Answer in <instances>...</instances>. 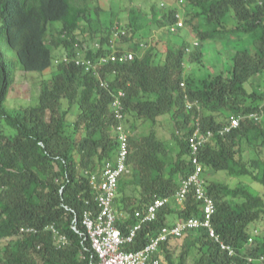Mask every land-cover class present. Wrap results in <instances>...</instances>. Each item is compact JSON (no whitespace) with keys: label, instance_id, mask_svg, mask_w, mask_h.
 <instances>
[{"label":"trees","instance_id":"16d2710c","mask_svg":"<svg viewBox=\"0 0 264 264\" xmlns=\"http://www.w3.org/2000/svg\"><path fill=\"white\" fill-rule=\"evenodd\" d=\"M97 1L0 0V264H89L82 225L83 211L94 207L89 177L107 162L115 163L120 123L128 138L129 172L118 179L116 225L126 234L141 223L122 249L139 250L161 228L201 216L193 192L182 206L173 202L180 180L192 171L186 138L196 117L202 130H212L199 154L206 191L216 207L211 223L220 242L235 253L229 255L198 227L169 236L155 256L160 264H264V225L258 232L254 228L264 224V198L242 180L264 186V0H183L185 28L195 30L199 39L192 52L176 32L166 47L163 42L159 48L158 37L141 46L134 39L146 36L137 34L136 20L146 14L132 7L128 29L121 34L114 13L107 11L102 20L106 10ZM176 10L152 4L142 29L153 23L171 33ZM209 41L225 46L228 73L187 78L184 61L198 62ZM3 47L15 52L19 70L50 74L40 82L37 102L22 110L5 106L15 69H9ZM56 50L62 52L58 58ZM112 50L132 51L133 58L125 63L108 59L85 69L81 59ZM117 91L123 92L119 122L111 107ZM249 112L262 116L245 117ZM231 115L242 116L239 125L220 135ZM165 119L173 124L169 138L157 131ZM220 172L238 181L208 180ZM156 197L167 203L145 219ZM49 225L65 235L64 245H57Z\"/></svg>","mask_w":264,"mask_h":264},{"label":"built area","instance_id":"2783aa9c","mask_svg":"<svg viewBox=\"0 0 264 264\" xmlns=\"http://www.w3.org/2000/svg\"><path fill=\"white\" fill-rule=\"evenodd\" d=\"M177 25L181 26V21H178ZM94 46L98 47L99 44L95 43ZM83 49L86 50L87 47L84 46ZM107 54L100 55L95 59L84 58L81 61L85 69L90 70L94 69L97 64L106 63L108 59L116 63H124L132 59V53L130 52H110ZM61 58L65 59L64 54ZM103 85L106 84L103 83ZM121 96H123V92L117 91L111 102L112 110H114L118 122L122 118V114L120 113L123 107L120 99ZM187 107L191 108L192 104H188ZM261 116L259 112H249L245 115V117L254 120H258ZM241 118L242 116L240 115L229 116L227 123L219 130V134L224 135L230 129L237 127ZM116 130L119 146L115 163L107 162L100 173L91 174L89 177V183L94 189V207L85 209L82 214V225L84 226L85 235L91 251L89 264H160V259L155 256V253L161 242L167 240L169 236L180 237L186 230L198 227H204L209 237L220 243L221 249L226 250L229 255L234 254V248L220 242L211 223L216 207L213 198L206 191L199 152L203 144L212 135V130H202L198 117L194 120L192 133L186 138L190 150L192 171L180 180L178 188L173 194V202L182 206L187 195L193 192L196 201L201 204V216L177 220L175 224L161 228L139 250L125 251L122 249L123 245L133 240L137 230L141 227V223L135 222L126 234L122 233L116 225L117 211L114 208V199L118 189V179L121 175L129 172L127 163V134L123 131L121 123L117 125ZM166 203L167 198H154L147 205L145 219L153 218L157 210ZM135 216H140V212L136 211ZM46 229L51 231L52 237L58 246L64 245L67 242L65 235L60 233L54 225H49ZM21 231H29V228L22 227ZM249 240H252V238H249ZM262 258L264 259V256Z\"/></svg>","mask_w":264,"mask_h":264},{"label":"rangeland","instance_id":"374dc122","mask_svg":"<svg viewBox=\"0 0 264 264\" xmlns=\"http://www.w3.org/2000/svg\"><path fill=\"white\" fill-rule=\"evenodd\" d=\"M178 0H98L97 4L101 6L103 9L106 10V12L103 13L102 20L105 21L106 17L108 16V12L114 13V15H111V17L114 19L115 27L117 30H126L128 29L126 26L129 21V15L132 12V7H139L141 9V13H145L143 17H138L136 22L139 25L138 28H140V31L137 33L144 34L146 36L145 38H139L138 36L135 37L134 40L140 39L141 46L142 45H151L152 41L154 39H157V37L161 40V43L159 45V48L162 46L163 42L166 44H172L171 42V34L172 32L178 33L180 36H184L186 40L188 41L189 45L186 48V51L192 52L194 48L198 45L199 39L196 36L195 30H190L188 28H185V21L184 15H185V6L183 5V2H180L179 5H177ZM161 3H164V6H161ZM96 4V3H95ZM154 4L156 7L161 8H168V7H176L180 10V21L182 23L181 26L178 25H169V30L171 33H168L166 29H161L154 25L153 23H150V26H148L147 29L143 30V26L141 22H149L150 20V6ZM179 6V7H178ZM146 16V20L144 17ZM145 20V21H144ZM117 22H119L117 24ZM117 25V26H116ZM56 27H59V24H55ZM142 29V30H141ZM130 33V32H129ZM174 34V33H173ZM169 35L170 37H168ZM118 38L116 39V41ZM89 43V41H86ZM225 45V44H224ZM227 45L229 47H233V43H229ZM116 46V45H115ZM143 46V47H146ZM225 46H223V43L218 42H207L204 50L203 57L198 61L194 63L184 61V71L183 74L193 80H203L207 77V75H213L216 73H228L227 72V58L226 53L223 51ZM125 49V48H124ZM163 48L161 51H159L158 54V61L162 60L163 57ZM4 59L7 61H10L9 69H15L14 74V81L12 88L9 92V95L5 101V106L9 108L12 111L22 110L24 107H27L29 105H34L37 102V95L39 91V86L42 78L49 76L50 74H47L49 72H45L46 75L42 77L40 73L37 72H24L19 70L16 54L13 50L8 49L6 47H3L2 49ZM233 52V48L228 51V55H230ZM62 52L60 50H56L55 58H58ZM259 81V80H258ZM162 125L160 128H157V131L159 134L166 135L168 137L169 130L172 129L173 124L170 120L165 119L161 121ZM156 128V126L154 127ZM148 129V128H147ZM169 138V137H168ZM242 179V178H241ZM208 180H216V181H226L231 185H234L238 179L235 178H229L224 175L223 172L220 173H213L208 176ZM243 182H247L250 186L251 190L259 195H261L264 198V186L257 182H252L248 178H243ZM251 182V183H250ZM263 223L258 225V228L255 226L254 228L257 230L259 229ZM258 232V230H257ZM3 243L0 242V245Z\"/></svg>","mask_w":264,"mask_h":264},{"label":"clouds","instance_id":"9594fccd","mask_svg":"<svg viewBox=\"0 0 264 264\" xmlns=\"http://www.w3.org/2000/svg\"><path fill=\"white\" fill-rule=\"evenodd\" d=\"M180 2H183V0H178L177 1V5H179V3ZM165 4L164 3H161V6H164ZM179 7V6H178ZM175 19H176V21L172 24V25H177V23H178V21H180V10L177 8V10H176V12H175ZM171 26V25H170ZM170 26L168 27V28H170ZM119 32L121 33V34H124L125 32H124V30H119ZM123 32V33H122ZM96 42H94L93 43V45L95 44ZM100 46V45H99ZM110 52H115V50H112V51H110ZM110 52H108V53H110ZM118 52H120V53H122V52H130V53H132V51H126V50H124V51H118ZM132 58H133V53H132ZM131 60V59H130ZM129 60V61H130ZM128 62V61H127ZM125 63V62H124ZM187 142V141H186ZM187 147H188V144H187ZM188 151H189V154H188V158H189V161H190V164H191V157H190V150H189V148H188ZM199 154H200V152H199ZM200 162H201V164H202V167H203V163H202V161L200 160ZM191 168H192V165H191ZM204 168V167H203ZM203 176H204V171H203ZM205 178V177H204Z\"/></svg>","mask_w":264,"mask_h":264}]
</instances>
